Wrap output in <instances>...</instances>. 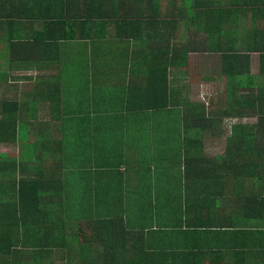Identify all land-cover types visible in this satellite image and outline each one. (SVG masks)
I'll use <instances>...</instances> for the list:
<instances>
[{"label": "trees", "instance_id": "trees-1", "mask_svg": "<svg viewBox=\"0 0 264 264\" xmlns=\"http://www.w3.org/2000/svg\"><path fill=\"white\" fill-rule=\"evenodd\" d=\"M184 2L187 4L180 3V8L183 5L185 14L188 13L185 23L191 26L193 32L190 45L185 47L193 49L199 43L197 32L202 30V0ZM133 3L134 0H0V18H7L5 25L9 27L8 34L3 32L0 38L4 50L17 49L16 54L21 55L19 61L31 69L27 75L38 74V85L41 80L49 85L45 95L18 92L20 95L17 94L9 103H0V144L8 142L17 145L14 157L0 153V264H200L198 248H202V238L227 235L223 230L226 227H221L230 225L236 218L240 222L253 220V235L259 241L264 240V197H247L240 186L237 190L243 197L235 200L239 202L237 208H240L229 212L225 210V205L230 200L224 197L140 200L137 214L145 222L147 218L154 220V224L161 227L162 236H170L173 242L184 241L182 248L196 251H183L180 256L125 245L126 238L131 237L128 208L136 207L134 199L125 200L128 208H122V211L127 215L115 212L113 206L103 205L105 211L109 210L108 214L90 217L87 207L92 212L96 200H77L71 196L67 183L70 167L64 164L73 158L68 156V151L80 159L78 162L84 163L87 142L100 140L95 154L114 159L118 142L124 139L122 131L136 125L128 116V111L133 108L147 115L144 118L137 115V121L141 123L144 119L145 125L152 130L156 126L170 124L166 120L167 115L173 113V103L168 100H176L174 96L179 90L175 89L173 95L166 82L169 72L174 74L179 70L171 72L170 64L160 58H154L152 62L149 60L143 71L130 67L132 74L128 76L124 93L121 92L125 94L122 101L125 105L112 103L111 107L107 105L101 109L97 102L93 106L89 99V80L97 73L96 66L101 55L95 50L97 39L104 36L107 28L110 29V40L120 38L118 40L130 43V40L139 39L140 18L134 16L131 20L128 17ZM148 3L151 8V1ZM146 41L153 44L149 37ZM122 44L124 42L118 48ZM86 50L89 53L87 58ZM171 65L175 69L182 66L173 61ZM41 69L44 72L40 74ZM47 69L55 72L44 74ZM69 72L72 78L70 76L67 80ZM138 82L142 85H132ZM109 83L122 89L118 75L113 76ZM163 93L165 101H160ZM143 97L147 100H142ZM41 100L49 102V117L41 124L45 131L35 132L32 140L26 141V120L31 119ZM182 111L184 115L179 119L175 117L170 127L181 125L184 129L188 125H202V119L198 118L202 115V105L190 106ZM54 121L59 123L60 133L50 136L49 125L54 126ZM185 134L188 133L171 135L168 132L162 138L174 145L175 150L181 148L182 158L197 160L201 170L203 167L205 173L209 171L206 175L221 167L216 161L202 165L201 146H196L197 141L181 139L180 136ZM49 142L56 144L50 156ZM38 148H41L38 152L42 154L36 156ZM225 157L230 158V153H226ZM242 158H245L244 154H240L237 160ZM43 159L52 160L57 165L50 166L52 163L46 164L45 161L40 164ZM223 160L224 165L230 168L227 159ZM26 163L34 167L25 170L23 166ZM239 166L240 175H247L253 170L245 159ZM59 170H62L63 179L59 177L55 181L49 177ZM211 185L223 188L220 182ZM167 205L173 208L169 212L166 211ZM206 205L219 207L211 211L204 208ZM256 206L258 209H255ZM211 226L219 227L211 230Z\"/></svg>", "mask_w": 264, "mask_h": 264}, {"label": "crops", "instance_id": "crops-1", "mask_svg": "<svg viewBox=\"0 0 264 264\" xmlns=\"http://www.w3.org/2000/svg\"><path fill=\"white\" fill-rule=\"evenodd\" d=\"M148 1H151V8L148 7ZM184 1L134 0L128 17L131 20L134 16L140 18L139 39L130 40V43L118 40L120 38L110 40V29L107 28L104 36L96 41L95 50L101 55L96 66L97 73L89 80V99L93 106L94 102L101 109L107 105L111 107L112 103L125 105L122 102L125 94L122 93L128 85V76L132 74L130 67L143 71L149 60L152 62L154 58L162 59L170 64L171 72L179 70L174 74L169 72L166 82L173 95L175 89L179 90L174 96L176 100H168L173 103V113L167 115L166 120L170 124L156 126L152 130L145 125L144 119L141 123L137 121V115L143 116L142 118L147 115L133 108L134 110L128 111V116L136 125L122 131L124 139L118 142L115 150L117 156L114 159L96 155L95 149L100 140H91L85 148L87 154H84V163L78 162L80 159L69 154L70 151L68 156L73 158L64 163L70 167L67 183L71 196L77 200H96L92 212L87 207L90 217L108 214L109 210L105 211L103 205L113 206L115 212L127 215L122 211V208H128L125 200L134 199L136 207L128 208L131 237L126 238L125 245L178 256L183 251H196L182 248L185 246L184 241L173 242L170 236H162L161 227L156 226L154 220L147 218L145 222L137 214L136 208H140V200L224 197L230 200L225 205V210L229 212L228 210L240 208H237L239 202L236 203L235 200L243 196L238 193L237 186H240L247 197H264V0H202V30L197 32L199 43L193 49L185 47L190 45L193 32L191 26L185 23V17L189 15L185 14L183 5L187 3ZM180 3L183 4L181 8ZM6 20L7 18H0V38L3 37V32L8 34ZM76 33H79L78 29ZM148 37L153 42L152 45L146 41ZM122 42L124 44L118 48ZM4 49V44L0 43V103H9L17 94L20 95L18 92L45 95L49 91L47 81L41 80L38 85V74L27 75L31 73V69L24 66L26 63L19 61L21 55L16 54L17 49ZM88 55L86 50L85 57ZM172 61L182 66L172 68ZM40 72H44V69L38 73ZM54 72L55 70L47 69L44 74ZM116 75L120 80L121 90L118 85L109 83ZM70 76L72 78L69 72L67 80ZM182 76L187 80L184 81ZM66 81L62 84L65 85ZM132 85L142 84L138 82ZM199 93H202V115L198 118L202 119V125H188L184 129L181 125L177 128L170 127L175 122V117L179 119L184 115L182 110L187 108V103L194 102L191 101L192 96L195 98ZM164 97L163 93L159 100L165 101ZM142 100L147 99L143 97ZM48 103L39 101L37 111L35 109L31 119L26 120V141L32 140L35 132L45 131L41 124L49 117ZM54 124L49 125L50 136L60 133L59 123L54 121ZM192 131L202 134V139L200 136L194 137L196 133L191 137L180 138L197 141L196 146H201L202 149V165L213 161L221 164L220 168L212 170L209 175H206L209 171L205 173L203 167L201 170L197 160L182 158L183 150H175L174 145L162 138L168 132L171 135H181ZM49 143L47 148L50 156L54 153L55 149L53 151L52 148H56V144ZM213 143L222 144L223 148L220 154L215 153L209 157L211 153L206 152L204 147H212ZM7 147L8 142L0 144V153L9 156ZM40 149H36V156L42 154L38 152ZM226 153H230V158L225 157ZM240 154L245 157L241 161L237 160ZM65 157L63 158L66 159ZM222 158L227 159L230 168L224 165ZM244 159L253 170L247 175H240L239 165L243 164ZM44 161L43 159L39 163ZM52 162L47 160L44 163ZM53 164L57 165L52 163L50 166ZM23 167L29 170L34 165L26 163ZM49 177L55 181L59 177L63 179L62 170L55 171ZM216 182L223 184V190L211 185ZM206 206L204 208L211 211L219 207ZM168 207L167 205V212L173 209ZM254 225L255 222L251 219L240 222L236 218L230 225L221 227H226L223 230L227 235L203 237L202 248H198L200 264H264V240L255 238ZM218 227L211 226V230ZM228 259L230 262L227 263Z\"/></svg>", "mask_w": 264, "mask_h": 264}, {"label": "rangeland", "instance_id": "rangeland-1", "mask_svg": "<svg viewBox=\"0 0 264 264\" xmlns=\"http://www.w3.org/2000/svg\"><path fill=\"white\" fill-rule=\"evenodd\" d=\"M194 61H197V60L194 59ZM192 69H195V68H192ZM182 79H183V76H182ZM183 80L186 81L187 79L184 78ZM191 101H194V102L187 103V107H190V106L197 107V105H202V93H199L197 95V97H195V98H193V96H192ZM195 133H196V135H194V137L200 136V138L202 139V134H198L197 132H193V131L188 133V134H185L184 137H190V136H192ZM222 148H223L222 144L215 145L214 143L212 144V147H209V145H206L204 147L206 152L211 153V154H209V157L214 156L213 154H215V153H219L220 154L221 153L220 150H222ZM7 153L9 154L10 157L16 156L17 155L16 146H14L13 144H8ZM228 262H230V259L227 260V263Z\"/></svg>", "mask_w": 264, "mask_h": 264}]
</instances>
